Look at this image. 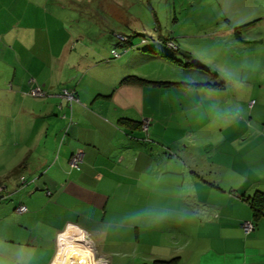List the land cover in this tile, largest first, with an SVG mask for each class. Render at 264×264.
Wrapping results in <instances>:
<instances>
[{"label": "crops", "instance_id": "0c3cea01", "mask_svg": "<svg viewBox=\"0 0 264 264\" xmlns=\"http://www.w3.org/2000/svg\"><path fill=\"white\" fill-rule=\"evenodd\" d=\"M68 3L0 0V264H56L75 231L103 264H264V207L256 217L248 201L264 195V137L185 149L170 134L194 135L198 121L176 116L203 106V88L122 83L175 81L154 71L170 56L140 45L114 58L118 35L131 36L121 0L91 9L90 26L74 25ZM35 87L41 97L28 94ZM77 149L84 160L73 170ZM245 221L256 224L249 234Z\"/></svg>", "mask_w": 264, "mask_h": 264}, {"label": "rangeland", "instance_id": "374dc122", "mask_svg": "<svg viewBox=\"0 0 264 264\" xmlns=\"http://www.w3.org/2000/svg\"><path fill=\"white\" fill-rule=\"evenodd\" d=\"M69 1V8L78 10L80 14L74 25L90 26L99 19L91 16V9L103 14L100 8L117 0ZM121 2L124 34L132 36L135 30L138 34L133 38L135 44L145 36L149 42L142 47L148 46L155 51L161 49L170 56V63L154 69L157 74L162 73V76L175 80L167 81L170 84L166 87L188 88L184 82L206 84L200 86L203 90L199 92L203 106L176 116L187 117L191 123L198 121V127H192L194 135L188 134L180 139V136H175L180 134L172 133L171 137L182 141V145L187 144L189 147L185 149L197 151L207 150L204 142L208 139L242 137L254 140L257 136L264 137V0ZM68 9L61 14L68 15ZM104 18L107 19L106 16ZM168 37L175 41L179 51L174 52L164 44L154 42ZM179 79L187 81L180 82ZM174 142V139L169 141L171 145H179ZM16 148H11L13 153H16ZM11 157L5 162L7 167H15ZM1 193L4 198L0 200H6V190ZM93 241L84 231L68 235L61 240L66 250L56 264H65L68 259L69 263L88 264L81 261L83 250L89 251L95 264H103L101 257L102 260L106 258L99 250L95 254Z\"/></svg>", "mask_w": 264, "mask_h": 264}, {"label": "built area", "instance_id": "2783aa9c", "mask_svg": "<svg viewBox=\"0 0 264 264\" xmlns=\"http://www.w3.org/2000/svg\"><path fill=\"white\" fill-rule=\"evenodd\" d=\"M129 36L126 35H118V43H119V47H113L111 49V54L114 58H119L122 56L123 53H126L127 51H129L130 49L136 48L137 45H144L147 44L149 42V39L147 37H142L141 41L139 44H132L129 46H126L129 43ZM166 44L169 48H171L172 50L176 51L178 50V46L176 45L175 41L173 39H171L170 37L167 39ZM29 95L34 96V97H41L43 95V92L41 90L40 87H35L33 89H31L28 92ZM62 96L65 97L67 99L68 102H70L71 104L74 103L75 101H78V98L76 97V92L74 90H69V89H64L62 92ZM149 126H150V121L149 120H144L143 124H142V129L143 131H145L146 133V139H148L149 136ZM84 160V152L82 149H77L71 156L70 160H69V164L71 169L73 170H79L81 168V164L83 163ZM21 184L25 185V184H32L35 182V179H32L31 181H28L26 179V177H21L20 178ZM35 189H39L38 187H35ZM3 190H6L5 187L0 186V194H2L1 192H3ZM7 192V191H6ZM28 211L27 206H25L24 204H19L17 207V212L22 214ZM255 228L254 223L251 221H245L243 223V229L245 231V233H250L251 231H253Z\"/></svg>", "mask_w": 264, "mask_h": 264}, {"label": "trees", "instance_id": "16d2710c", "mask_svg": "<svg viewBox=\"0 0 264 264\" xmlns=\"http://www.w3.org/2000/svg\"><path fill=\"white\" fill-rule=\"evenodd\" d=\"M136 35H132V36H129V43L126 45V46H129V45H132V44H135V42L133 41V38L135 37ZM169 38V37H168ZM168 38H161L159 39L158 41L162 44H164L167 48H169L166 44V41ZM172 39V38H171ZM138 44V43H136ZM135 44V45H136ZM119 46V43L117 44ZM170 50H172L171 48H169ZM174 51V50H172ZM179 51L176 50L174 52H177ZM122 83H130V84H145V83H152L153 85L155 86H167L169 85L170 83L169 82H161V81H148V80H145L141 77H138V76H127L126 78H124L122 80ZM176 84V83H174ZM178 84V83H177ZM184 85L188 86V87H199V86H203V85H206L204 83H183ZM121 122L125 123V124H129L131 123L129 120H121ZM136 124V122H135ZM142 121L139 123V126L140 128H142ZM148 139H149V136H148ZM21 167H18L17 169L14 170L15 174H17L19 171H20ZM249 203L251 205V207L253 208L254 212H255V216L256 217H259L261 215V213L263 212V207H264V195L263 193H258V194H255V196L253 198H250L249 200ZM254 223V226L256 227V224L254 221H251ZM243 226V225H242ZM255 230V228H254ZM252 232V231H251ZM250 232V233H251ZM247 234V233H246ZM249 234V233H248Z\"/></svg>", "mask_w": 264, "mask_h": 264}, {"label": "bare ground", "instance_id": "6f19581e", "mask_svg": "<svg viewBox=\"0 0 264 264\" xmlns=\"http://www.w3.org/2000/svg\"><path fill=\"white\" fill-rule=\"evenodd\" d=\"M36 184V183H35ZM22 185V184H21ZM34 191H36V190H34ZM81 255H82V258H81V261H87L88 262V264H95L94 263V259L92 258V255L89 253V251H87V250H83L82 252H81ZM73 259H75V258H73ZM70 262V260L68 259L67 261H66V263L65 264H74V262L72 263H69Z\"/></svg>", "mask_w": 264, "mask_h": 264}, {"label": "water", "instance_id": "95a60500", "mask_svg": "<svg viewBox=\"0 0 264 264\" xmlns=\"http://www.w3.org/2000/svg\"><path fill=\"white\" fill-rule=\"evenodd\" d=\"M3 196L0 195V199L2 198Z\"/></svg>", "mask_w": 264, "mask_h": 264}]
</instances>
